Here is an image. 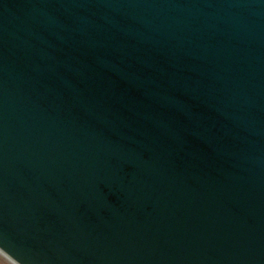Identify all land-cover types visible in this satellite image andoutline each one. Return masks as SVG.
Listing matches in <instances>:
<instances>
[{"label":"water","instance_id":"95a60500","mask_svg":"<svg viewBox=\"0 0 264 264\" xmlns=\"http://www.w3.org/2000/svg\"><path fill=\"white\" fill-rule=\"evenodd\" d=\"M0 251L264 264V0H0Z\"/></svg>","mask_w":264,"mask_h":264},{"label":"rangeland","instance_id":"374dc122","mask_svg":"<svg viewBox=\"0 0 264 264\" xmlns=\"http://www.w3.org/2000/svg\"><path fill=\"white\" fill-rule=\"evenodd\" d=\"M0 264H16V263L0 251Z\"/></svg>","mask_w":264,"mask_h":264}]
</instances>
